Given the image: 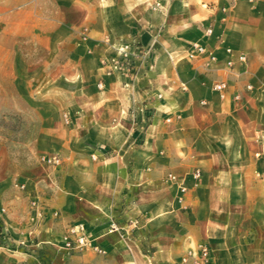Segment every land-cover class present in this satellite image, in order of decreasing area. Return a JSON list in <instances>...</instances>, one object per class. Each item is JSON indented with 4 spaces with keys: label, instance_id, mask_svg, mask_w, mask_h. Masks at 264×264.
<instances>
[{
    "label": "crops",
    "instance_id": "1",
    "mask_svg": "<svg viewBox=\"0 0 264 264\" xmlns=\"http://www.w3.org/2000/svg\"><path fill=\"white\" fill-rule=\"evenodd\" d=\"M132 43L152 46L147 61L120 57ZM194 45L215 60L188 58ZM0 97L67 116L42 121L68 131L38 139L58 182L42 197L46 220L23 226L52 264H178L196 243L210 264L264 259V0H0ZM178 185L195 213H168ZM134 218L139 239L108 229ZM4 225L14 237L18 224ZM75 225L90 247L65 253Z\"/></svg>",
    "mask_w": 264,
    "mask_h": 264
},
{
    "label": "rangeland",
    "instance_id": "2",
    "mask_svg": "<svg viewBox=\"0 0 264 264\" xmlns=\"http://www.w3.org/2000/svg\"><path fill=\"white\" fill-rule=\"evenodd\" d=\"M40 99L34 98V105L27 107L21 98L0 97V264H52L51 254L39 245L37 238L32 235L26 237L25 234L32 230V226L23 227L24 224H36L46 220L47 212L42 209L44 203L42 197L48 188H56L58 182L56 172V167L59 165L58 157L49 156L38 139L43 132L51 133L55 138L58 132L64 134L68 131L65 125L61 124L58 129H42L43 120L60 121L61 117L67 119V116L58 112L42 113L41 107L37 105ZM50 99L51 103L58 100ZM63 99L66 104L70 103V98ZM248 191L249 188L246 189V192ZM230 193L235 198L236 193ZM249 195H245L247 200L243 202L248 206L252 201ZM209 199L210 194H207L206 200ZM231 201L238 203V206L240 204L239 201L235 202L233 199ZM195 204H174L168 213L191 215L196 211L192 209ZM246 214L250 215L248 211ZM49 215L51 220L58 217L56 210H51ZM4 223L18 224V231L14 237L4 230ZM249 227V225L239 226L242 233L238 236L242 235L240 238H246V243L248 238L244 236V232L246 234ZM243 241L245 239L237 242L243 244ZM146 255L147 259L151 260L149 254ZM259 260H261L260 264H264V259ZM241 264L259 263L246 255L242 258Z\"/></svg>",
    "mask_w": 264,
    "mask_h": 264
},
{
    "label": "built area",
    "instance_id": "3",
    "mask_svg": "<svg viewBox=\"0 0 264 264\" xmlns=\"http://www.w3.org/2000/svg\"><path fill=\"white\" fill-rule=\"evenodd\" d=\"M212 32L211 28H206L204 33L210 35ZM82 38L86 37V31L84 30ZM152 46L147 48L141 47L138 44L132 43L127 44L125 47L118 50L120 57L127 60H132L134 58H139L141 60H148L152 53ZM227 54H232L231 49H225ZM201 56H205L208 59V62L215 60V57L211 52H208L204 47L200 45H194L191 51L188 53V58L197 59ZM240 62H245L246 58L243 54L238 56ZM213 91L216 92L220 98H224L228 90L227 84L225 82H217L212 87ZM247 90H251V86H246ZM235 102H240L239 96L233 97ZM133 119L136 118L135 112L131 113ZM201 172L198 169H195L192 173V179L197 182L199 181ZM167 180L172 183H178V179L173 174L167 175ZM187 194V188L183 185H178V196L177 203L179 205H185V198ZM141 227V222L139 219H128L125 228L119 227V225L112 221L109 224V231H118L122 239H139L138 236L132 235L133 231L138 230ZM90 247V242L86 235L85 229L82 225H75L70 227L66 234L61 237V248L65 253H70L74 251H83ZM96 252H100V249L94 248ZM178 264H210V249L205 243H196L193 246L189 247L180 257Z\"/></svg>",
    "mask_w": 264,
    "mask_h": 264
}]
</instances>
